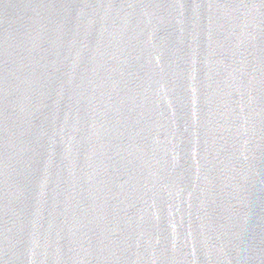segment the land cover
I'll list each match as a JSON object with an SVG mask.
<instances>
[{"label":"water","instance_id":"1","mask_svg":"<svg viewBox=\"0 0 264 264\" xmlns=\"http://www.w3.org/2000/svg\"><path fill=\"white\" fill-rule=\"evenodd\" d=\"M0 264H264V0H0Z\"/></svg>","mask_w":264,"mask_h":264}]
</instances>
